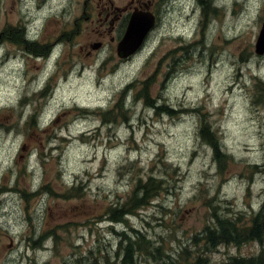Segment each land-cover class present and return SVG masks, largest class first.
I'll return each instance as SVG.
<instances>
[{
	"label": "rangeland",
	"instance_id": "obj_1",
	"mask_svg": "<svg viewBox=\"0 0 264 264\" xmlns=\"http://www.w3.org/2000/svg\"><path fill=\"white\" fill-rule=\"evenodd\" d=\"M139 4L159 19L122 62L119 15ZM263 24L264 0H0V264H121L134 231L138 264H157L156 248L195 250L215 215L249 224L264 204ZM151 177V201L112 223Z\"/></svg>",
	"mask_w": 264,
	"mask_h": 264
},
{
	"label": "trees",
	"instance_id": "obj_2",
	"mask_svg": "<svg viewBox=\"0 0 264 264\" xmlns=\"http://www.w3.org/2000/svg\"><path fill=\"white\" fill-rule=\"evenodd\" d=\"M200 136L214 147L215 156L219 160L224 153V149L221 141L217 138L216 132L211 131L210 125L203 124L200 129ZM153 181L154 179L151 177L147 183L139 184L133 196L121 206V209L114 213L111 222L119 223L130 216L132 206L138 209L146 206L151 201L150 183H153ZM241 218L239 216L229 219L215 215V220L208 224L201 234L192 237L190 243L195 247V250L185 246L181 248L177 257L173 255L174 258L167 254H164L166 255L164 256L162 250L156 248L154 252L150 253V256L154 255V260H158L157 264H212L210 255L221 246H242L248 243H259L262 246L259 254L250 257L232 256L225 264H264V204L260 211L252 216L249 224L241 226ZM134 233L135 238L125 232L119 235L122 240L117 255L122 257L121 264H138L136 255L142 253V251H147L148 241L144 235L141 231H134ZM163 256L164 259H161L162 262L159 263L161 261L159 258Z\"/></svg>",
	"mask_w": 264,
	"mask_h": 264
},
{
	"label": "water",
	"instance_id": "obj_3",
	"mask_svg": "<svg viewBox=\"0 0 264 264\" xmlns=\"http://www.w3.org/2000/svg\"><path fill=\"white\" fill-rule=\"evenodd\" d=\"M155 26V17L152 13L133 12L127 31L118 44V55L122 59H127L135 55L144 45L146 37ZM98 46H94L97 48ZM256 52L264 54V24L256 44Z\"/></svg>",
	"mask_w": 264,
	"mask_h": 264
},
{
	"label": "flooded vegetation",
	"instance_id": "obj_4",
	"mask_svg": "<svg viewBox=\"0 0 264 264\" xmlns=\"http://www.w3.org/2000/svg\"><path fill=\"white\" fill-rule=\"evenodd\" d=\"M133 8V7H132ZM134 12H143V13H152V15L155 17V26H154V28L156 27V25H157V21H158V19H159V17H158V15L155 13V12H153V10H152V8L151 9H149V7L147 6V5H144V6H142V5H137V6H134ZM130 11L131 10H127V11H125L122 15L120 14L119 15V17H120V19H119V23H120V21H122V23L124 24H126L127 23V20L128 19H130V17H131V14H130ZM117 20H118V17L116 18ZM111 25L113 26L114 24L113 23H111ZM153 28V29H154ZM125 32V31H124ZM123 36H124V34H123ZM122 34H120V35H118V38H120V40L122 39ZM114 39L115 38H112V42H114ZM119 40V41H120ZM144 46V45H143ZM142 46V47H143ZM118 47V46H117ZM142 47L138 50V51H140L141 49H142ZM134 55H132V56H130L129 58H127V59H121L122 60V62H128V60H130V59H132V57H133Z\"/></svg>",
	"mask_w": 264,
	"mask_h": 264
}]
</instances>
